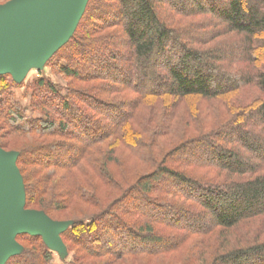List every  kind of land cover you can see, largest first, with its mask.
Masks as SVG:
<instances>
[{
	"label": "trees",
	"instance_id": "obj_1",
	"mask_svg": "<svg viewBox=\"0 0 264 264\" xmlns=\"http://www.w3.org/2000/svg\"><path fill=\"white\" fill-rule=\"evenodd\" d=\"M46 65L70 82H33L32 106L43 117L26 118L12 91L24 80L8 73L0 75V121L8 133L32 139L17 159L26 207L48 213L74 205L81 213L61 234L83 253L69 264L175 254L195 235L198 247L180 264H264V236L231 233L264 219V0H88ZM250 86L260 94L236 104L229 125L167 152L164 126L132 129L140 105L223 99ZM125 92L135 97L122 99ZM118 142L151 167L133 184L110 170L114 149H102ZM187 167L225 177H197ZM60 172L64 192L55 181ZM102 187L113 191L107 206ZM79 202L99 211L88 214ZM17 240L22 251L6 264H54L41 235Z\"/></svg>",
	"mask_w": 264,
	"mask_h": 264
},
{
	"label": "rangeland",
	"instance_id": "obj_2",
	"mask_svg": "<svg viewBox=\"0 0 264 264\" xmlns=\"http://www.w3.org/2000/svg\"><path fill=\"white\" fill-rule=\"evenodd\" d=\"M9 1L11 0H0V5L6 4ZM203 19L204 18L202 17L197 19L193 18L190 19L191 21L188 20L189 22L187 21V23L198 20L203 21ZM225 38L226 37L219 38L214 43H216L217 45L221 44L225 41ZM246 66L247 64L244 63H236L232 68L240 69ZM40 77L50 79L55 84L63 87H66L70 82L65 78V76L58 72H55L52 66H47L46 63H44V60L31 62L24 73L23 85L12 89L17 100L21 103L25 111L24 114L28 119L43 117V114L38 109L32 106V99L35 89L33 82ZM259 94L260 92L257 90V88L250 86L241 89L231 96L223 97V99L207 100L197 97H190L179 102H175L174 105L172 104V102H174L173 100L163 101L159 99L156 100L155 103L143 104L139 106L138 113L136 114L137 116L132 124V129L135 128L138 131L143 132L144 128H147V126H156V124L164 126L165 137L161 138L162 140L160 144H163L166 147L165 152H167L169 150H172L173 147L178 145V143H180L181 141L187 142L192 139L195 140L196 137L207 135L210 132L215 131L216 129H220L221 126H223L224 128V125L226 126V124L230 123V121H232L237 116L239 109L235 108L236 104L238 107L240 106L239 104L244 105ZM121 95L122 96L120 97L122 99H132L135 97V95L131 92H125ZM114 97L115 96L110 95L109 99H112ZM143 135L145 136L146 134ZM38 138L39 137H35V139ZM30 142H32V139L30 137L26 138L18 134L8 133L5 128H3L0 121V145L1 143L4 145L5 148L2 147L3 149L9 152L17 153V155L19 156L18 150H20ZM169 142H171L172 144H169ZM108 146L114 149L113 158L116 159V161L110 163L109 168L116 177H120V179H127L128 183L126 185L133 184L139 177L150 170L149 168L151 167H149L148 164L143 163L139 156L130 151L132 148L118 142L113 145H108V143H106L102 146V149L107 150L109 149L107 148ZM153 150L154 153L157 154L158 158L161 159L162 155L161 153L159 154L158 148L155 145ZM172 163L173 162H170L169 164L177 166L176 162L173 164ZM187 169L188 171L194 173L197 177L216 176L220 179L225 177L224 172L219 173L217 170L207 167H187ZM55 181H62L60 183L59 191L64 192L68 189V184H66L67 182L64 181L62 172L57 174ZM99 195L100 197H102L101 200L103 201V206H107L112 200L113 191L111 189L102 187V189H100L99 191ZM76 204L87 210L89 212L88 214L99 211L98 207H92L82 202ZM43 207L47 208L45 206ZM73 207L74 205H71L64 210H58V208L51 207V209L47 208L48 213H46L44 210H42L41 206L34 205L26 207L25 203V209L41 212L54 222H68L70 221V219L79 217L81 213L77 212V209ZM62 229L63 226L61 225L58 230L60 231ZM105 231L108 232V229H106ZM241 231L248 233L249 237L252 239H255V237L259 235L264 236V219L260 218L252 222L249 226L244 225L239 230V232L237 231V229H235V231H231V233L233 236L235 235L234 237H237L236 239H238V234ZM60 238L61 243L59 244V242H57L52 249V252L54 254V264H69L74 257H81L80 254L83 253L78 250V246L76 244L65 240L61 234ZM200 238L201 236L198 235L189 238L186 244L183 245L182 248H180V251L175 252V254L158 256L143 254L138 257L130 255L125 256L123 260L115 261L111 260L109 257H91L88 259V262H92L93 264H180L185 262L186 258L188 260L190 255H192L193 250L198 247V241L200 240ZM17 242L21 245L18 240ZM62 245H64L66 252H60Z\"/></svg>",
	"mask_w": 264,
	"mask_h": 264
},
{
	"label": "water",
	"instance_id": "obj_3",
	"mask_svg": "<svg viewBox=\"0 0 264 264\" xmlns=\"http://www.w3.org/2000/svg\"><path fill=\"white\" fill-rule=\"evenodd\" d=\"M88 0H11L0 5V75L21 82L33 61L44 63L75 31ZM17 153L0 145V264L22 251L19 234L41 235L52 250L71 225L25 209V190ZM62 230H58L60 226ZM60 252H66L64 245Z\"/></svg>",
	"mask_w": 264,
	"mask_h": 264
}]
</instances>
